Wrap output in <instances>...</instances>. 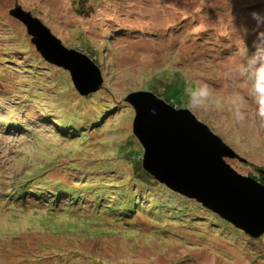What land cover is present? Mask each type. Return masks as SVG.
Segmentation results:
<instances>
[{"label": "rangeland", "instance_id": "1", "mask_svg": "<svg viewBox=\"0 0 264 264\" xmlns=\"http://www.w3.org/2000/svg\"><path fill=\"white\" fill-rule=\"evenodd\" d=\"M71 1L0 0V14L5 18V21L0 19V35H4L2 39L8 40L13 32L22 31L30 37L31 42V36L27 33L25 25L18 19L6 15V12L19 4L24 9L33 11V14L49 26L66 46L83 51L76 46L83 49L93 41L92 48H99L95 56L104 63L99 64L105 79L103 86L110 94L113 93L119 99L123 98L130 106L131 114L119 110L115 116L104 120L105 128L100 130L103 129L105 132L101 134L95 129L91 130V138L97 141L95 146H92V153L87 157L91 164L107 163L110 153L113 154L115 150L111 144L125 141L130 134L133 135L134 109L126 101V95L131 91L139 90L151 74L158 75L185 63L183 71L186 70L187 78L190 81H206L213 91L214 100L210 107L207 110L192 112L233 147L241 157L248 160L245 163L238 158L228 159L229 163L245 175H258L259 170H264V119L259 120L254 117L251 101L247 99L248 87L234 71L240 62H236L235 59L230 62L219 60L212 74L209 70L204 75L192 71L193 62L204 65L211 60L209 58L211 45L207 44L205 47L199 41L202 33L205 35L202 30L211 33H228V39L229 34H232L230 31H234L241 37L237 42L242 44L246 35L242 32V28H248L247 23L251 22L255 27L252 36L256 38L257 44L264 41V25H258L253 19L255 12L248 11L257 9L259 13L264 12V0H108L107 10L110 12L104 20L97 15L88 18L79 16L73 9ZM115 14L121 16L120 21L117 20L120 23L113 20L116 19ZM103 26L113 29L114 36L108 46L104 45L101 38ZM74 32L78 33L77 38ZM0 44H3L1 39ZM33 49L32 47L29 49L30 54L25 58L23 66L28 67L30 72H35V79L39 80L42 87H46L47 102H50L55 99L51 97L48 85L42 84L39 76L44 75L48 81L57 70H54L53 64L43 59L35 46ZM254 51L256 48L251 52ZM176 53L180 56V64ZM189 61L190 64L187 66ZM1 66L0 72L3 70ZM32 73L24 71L20 66V72L14 73L15 77H5L4 80L0 77V189L3 191L0 193V249L6 248L3 250L4 254H10L9 258H3L6 263L86 264L89 259V264H264V256L262 258L258 256L260 253L264 254V239H261L264 235L258 238L260 240L256 239L251 254L249 250L246 252V244L242 243L243 240H239L240 234L228 226L218 234L228 231L226 233L228 239L224 235L220 239L226 243L227 251L233 253H225L222 250L218 253L214 252V247H211L212 239L208 236L199 237L200 230L196 231L190 226L179 228V237L172 235L165 237L161 230L149 221L150 216L155 214L152 212L160 211L167 215L187 213L196 221L200 220L201 224L202 220L206 221L204 225L213 223L209 213L192 208V202L184 201L181 195L171 193V189L160 183L157 188L149 184H139L132 188V191L137 192L142 198L145 206L140 210V216L132 217V221L135 222L132 225L139 224L140 231H129L131 226L120 225L119 221L122 217L116 218L109 212L95 209L93 195L80 198L81 204L86 209V211L84 208L81 209L83 212H79L82 214L80 217L77 216L78 210L76 214L57 211L58 217L53 222L45 216L46 214H39L43 211L42 206L35 204L38 199L31 193L26 194L24 198L29 203L17 202L14 208L9 205L6 207L4 202H10L9 197L13 193L9 194V189L2 184L7 181L11 184L16 183L22 178L37 180L39 172L36 166L39 164L45 166L48 163V161L42 162L46 158L49 143L60 140L57 130L53 129L46 117L47 113L38 112L29 101L15 96L13 86L9 85V82L17 80L16 77L20 79L27 77L28 82H33ZM169 82L171 81H167L164 92H168L167 96H172L175 85ZM51 86L54 84L52 83ZM75 91L79 95L76 89ZM156 91L153 92L158 95ZM61 97L62 94L56 100L58 102L65 100L62 101V105L70 108V102L66 97L64 99ZM83 97L86 96L79 95L77 99H85ZM182 99L186 100V96H182ZM175 100H178L177 97ZM217 103L221 107H216ZM80 106L77 107L81 116L95 112L84 107L87 105ZM112 106L113 104L110 108ZM23 108L25 110H22ZM181 108L187 107L181 106ZM14 109H19L17 111L20 120L17 123L13 122L16 117ZM72 113L76 114L75 110H72ZM108 123L110 127L106 131ZM72 136L75 134L71 133L70 137ZM138 147V150L142 151L140 144ZM59 148L64 150L61 146ZM129 148L137 150L135 143H131ZM65 151L68 152L69 149ZM28 172H33L32 176H29ZM72 173L81 175L77 170H73ZM104 173L105 170L101 171L100 175ZM71 177L73 178L72 175ZM64 181L72 185V179ZM31 182L33 181H28V184ZM70 191L67 189L57 191L61 196H55L53 193L56 192V188L51 185L44 190V194L49 199L56 197L63 208L72 206L76 208L77 203L68 205L75 201L76 192ZM110 200H112L110 197L103 200L104 208L107 203L112 205ZM153 202L155 208L152 209ZM114 211L118 212L119 209L116 208ZM120 212L122 215H131L130 211L121 209ZM129 219L124 218V222ZM201 229L204 230L202 234L218 237L215 235L217 229L214 232ZM230 229L232 231H229ZM215 242L218 245L219 240L215 239ZM26 250L35 253L36 262L23 260L27 256ZM75 250L81 253L78 254Z\"/></svg>", "mask_w": 264, "mask_h": 264}, {"label": "trees", "instance_id": "2", "mask_svg": "<svg viewBox=\"0 0 264 264\" xmlns=\"http://www.w3.org/2000/svg\"><path fill=\"white\" fill-rule=\"evenodd\" d=\"M107 1L108 0H72L71 4L76 14H78L79 16L88 18L97 15L98 18L104 20V17L107 16V14H109L110 12L109 10H107ZM248 11L251 13H259L257 9H251ZM260 14L264 15V12H260ZM6 15L7 17H12L9 14V11L6 12ZM120 17V15H116V19L113 20H116L117 23H120ZM0 19L5 21V18L2 17L1 14ZM247 24L248 26L246 27L248 28H242V32L246 34L245 37L243 36L244 39L242 44H239L237 42L240 41L241 37H239L234 31H230L232 34H229L228 39V33H211L210 31L202 30V32H205V35L202 33L199 41L205 47L207 46V44L211 45V49L209 51V58H211V60H208L206 63H204V65L193 62L192 71L199 75H204L206 71L209 70L210 74H212V72L216 70L219 60L230 62L231 60L235 59L236 62H243L242 58L238 55L239 50L241 48H245L249 53H251V51H253V49L256 48L257 45L256 38L252 36L255 33V27L251 22ZM112 31V28L108 29L104 26L101 28V38L104 45L108 46L109 42L113 39L112 37L114 36V33ZM73 34L77 38L78 33L74 32ZM11 36H9V39L6 40L2 39L4 38V35H0V39L3 41V44H0V65H2L1 67L3 68V70L0 72V77H3V80L5 77H15L14 73L16 74L20 72V66L24 71L32 73L30 72L28 67L23 66L25 58L30 54L29 49L32 47V50H34V46L30 42V37L22 31H15ZM89 40L91 41L92 39ZM92 45H94L93 41H91V44L89 46H86L83 49L79 46L76 47L83 50L84 53H87L98 65L104 64L99 60V58L95 56V52L96 50L98 51L99 48H92ZM229 51H231V53H229ZM177 54L178 53H176L177 61L180 64V56H178ZM189 64L190 61L188 62L187 66ZM184 67L185 63H181L180 66H176L173 69L167 70V72H163L158 75L151 74L145 79L146 81L141 85L140 89L151 91L157 90L156 92L160 97L177 108L186 106V100H183L182 96L185 95V89L188 87L189 82L191 81L186 76V70L183 71ZM49 70H51V68H49ZM54 70H57L55 72V75L53 74L52 77L48 79V81L45 79L46 77H44V75L39 76L41 78L40 81L42 82V84L48 85L49 91L52 94L51 97H54L53 99H55L50 102H47L48 94H46V87H42L39 80L35 79V72L32 73L33 82H28L27 77H24L23 79L16 77L17 80L9 82L10 87L13 86V93L15 96H19V98H21L22 100L29 101L30 104H33L37 108L38 112L44 111L47 113L46 117L50 121V125L54 127L53 129L57 130L58 134L60 135L58 136L60 140H55L49 143V146L47 147L48 150L45 154V160L41 157L43 159L42 163H44L45 161H48V163L45 166H43V164H39L38 166H36V170L37 172H39L37 180L22 178L21 181L16 183L11 184L7 181L5 184H2L6 187V189H9V194L13 193V195L9 197L10 202H4V205L6 207L7 205H9L14 208L17 202H28L25 201L24 198L26 194L31 193L38 199L37 203L35 204H39L40 206H42L41 210L43 211H40L39 214H46L45 216H47L48 219H51L53 222V220L55 221L58 217L57 211H65L68 214H76L78 210L77 216L80 217V215H82L81 213L83 212L81 211V209L84 208V210L86 211L85 207H83V205L81 204L80 198L86 195H93L95 209L102 212H109L116 218L122 217L119 223L122 226H131L129 228V231H140L139 224L136 226L132 225L135 224V222L132 221V217L135 215L140 216V210L144 209L145 206L143 205L142 198L137 195V192L132 191V188L133 186H137L139 184H149V186L157 188L161 183L159 184V182L155 180L154 177L151 176L143 168L141 161L142 151L138 150V146L140 143L138 142V140H136V137L130 134L125 141L112 143L111 146L115 148V150L113 154L112 152L110 153L107 163L100 162L94 165L87 160V157L92 153V146H95V144L97 143V141L91 138V130L95 129L102 134L104 130L100 129L105 128L103 126L104 120H108L110 117L115 116L119 110L126 111V114H131L130 106L127 105L123 98L119 99L113 93L110 94L105 86L101 87V89L95 94H91L92 98L89 97V95L83 97L85 99H77L79 95L76 94L74 86L71 82V78L69 76V72L55 65ZM168 80L171 81L169 83L175 85L173 87L174 94L172 96H167L168 92H164ZM52 83L54 84V86H51ZM55 93H57L56 96H54ZM61 94L62 99L66 97V100L70 102V108H66L62 105V101L65 100H61L60 102L56 100L57 97H59ZM247 96L249 97L247 99L251 101L250 104L254 112V117L258 118L259 120H263L264 118H261L257 115V105L255 104L254 99L250 95ZM175 97H177L178 100H175ZM83 104L87 106H84ZM111 104H113L112 108H110ZM80 105L84 106L85 108L92 109L95 112L93 114L85 113L84 116H81L78 111V107ZM17 110L19 109H14V113L16 115L13 120L14 123H17L20 120ZM22 110L25 109L23 108ZM72 110H75L76 114H73ZM106 126L107 131L109 130L110 123H108ZM71 130L73 132H70ZM71 133L75 134V136L70 137ZM76 136L80 137L77 138ZM73 138H75V140H73ZM131 143L136 144L137 150L129 148ZM60 146L63 147L64 150H61L59 148ZM65 149H69V151L66 152ZM102 149L105 150L104 148ZM138 153L139 156H137ZM97 159L102 160L100 158ZM73 170L81 172V175L78 176L76 174H73ZM103 170H105V173L101 176L100 172ZM259 171L260 173L258 175H249L254 176L256 179L264 183V174L261 172V170ZM32 173L33 172H28L29 176H32ZM71 175L73 176V178L71 177ZM70 179H72V185L65 183L64 180L69 181ZM28 181L33 182L28 184ZM51 185L56 188V192L53 193L55 196L60 197L61 194L57 193V191L66 189L68 191L72 190L73 192H76L74 196L75 201L70 202V204L68 205H76L77 203V207L75 208L72 206L63 208L59 205L60 203L56 197H52L51 199H49L47 196H45L44 190H47ZM2 192L3 191L0 189V193ZM170 192L178 196L180 195L179 193L172 190H170ZM108 197L112 199L110 200V202H112V205L107 203L108 205L104 208L103 200H106V198ZM181 198L184 201L192 202V208L195 207L199 210L209 213L213 224L204 225L203 223H206L205 220H202L201 224L200 220L196 221L195 218L189 216L187 213H170L167 215V213L165 212H152L155 214L150 216L149 221L156 225L161 230L162 234L165 235V237L169 235H172L173 237H179V228L190 226V228L196 231L200 230L199 237L204 238V236H208L212 239L213 245L211 247H214V252L218 253L220 250H222L225 253H233V251H227V247H225L226 243L220 239V237L223 235L224 237H226V239H228V236L226 235L228 231L222 233L221 235L218 234L228 226L229 228H232L233 231H237L240 234L241 238L239 237V240H243L242 243L246 244V252L247 250H249L248 252H250V254L252 253L253 244H255V242L260 239L256 240L255 238L250 237L243 230L236 228L232 223L222 218L219 214L208 208L206 209V207L204 208L203 206H201V203L197 200L185 196H182ZM13 199H15L14 202ZM154 205L155 202H153L151 205L152 209ZM116 208L119 209L118 212L114 211V209ZM121 209L128 212L130 211L129 213L131 215L127 216L120 214ZM69 216L73 217V215ZM126 217L130 219L125 223L124 218ZM188 223L190 225H186ZM201 228L207 229L212 232L217 229L215 235H218V237H214L211 234H202L204 230ZM232 230L230 229L229 231ZM180 238H182V236ZM248 238H251L252 240ZM215 239L219 240L218 245L216 244ZM261 239L263 240L264 237ZM246 240L248 241L246 242ZM4 249L6 248L0 249V264H9L3 260V258L10 257V254L8 253L4 254ZM75 251L78 254L81 253L78 250ZM26 252L27 256H25V259L23 260L27 262L29 260L35 261V253L29 250H26ZM242 252L246 253L244 251ZM258 256L262 258L264 254L260 253V255ZM86 264H89V259Z\"/></svg>", "mask_w": 264, "mask_h": 264}, {"label": "water", "instance_id": "3", "mask_svg": "<svg viewBox=\"0 0 264 264\" xmlns=\"http://www.w3.org/2000/svg\"><path fill=\"white\" fill-rule=\"evenodd\" d=\"M9 14L25 25L43 59L69 72L79 95L101 89L103 71L89 55L66 46L33 11L16 4ZM125 99L134 109L132 130L142 146V166L155 180L197 200L250 237L264 235V183L228 161L247 159L188 108H177L151 90L131 91Z\"/></svg>", "mask_w": 264, "mask_h": 264}, {"label": "clouds", "instance_id": "4", "mask_svg": "<svg viewBox=\"0 0 264 264\" xmlns=\"http://www.w3.org/2000/svg\"><path fill=\"white\" fill-rule=\"evenodd\" d=\"M258 25H264V15L253 13ZM238 55L243 62L234 69L248 87V94L257 105V115L264 118V41L256 45V51L249 53L241 48ZM186 107L191 111L207 110L213 103V91L206 81H191L185 89ZM216 107H221L218 103ZM155 111V110H153Z\"/></svg>", "mask_w": 264, "mask_h": 264}]
</instances>
